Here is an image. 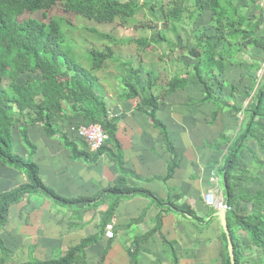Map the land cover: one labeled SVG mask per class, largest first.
Returning <instances> with one entry per match:
<instances>
[{
  "label": "crops",
  "instance_id": "obj_1",
  "mask_svg": "<svg viewBox=\"0 0 264 264\" xmlns=\"http://www.w3.org/2000/svg\"><path fill=\"white\" fill-rule=\"evenodd\" d=\"M206 16L210 22L212 14L207 13L199 17L197 26ZM197 26H190L195 33L200 29ZM190 27L170 36L175 49L163 47L168 53L163 56L168 78L184 66L187 40L184 43L181 38L189 34ZM206 27L208 30L209 25ZM212 31L214 28L208 30ZM257 51L259 55L264 53ZM150 69L158 72L157 64L143 59L134 71L125 68V73L136 85H143ZM119 77L115 75L113 80L120 82ZM224 77V85L215 89L214 97L226 105L236 104L241 110L223 106L216 111L215 100L194 79L159 100L158 123L151 118V108L140 109L138 99L121 97L127 92L122 82L120 92L107 87L113 122L108 129L109 139L98 152L89 151L86 142L72 131L82 123V117L60 120L57 116L58 132L54 135L43 124H28L31 145L24 142L20 128H14L15 149L27 155L36 147L34 159L50 189L65 199L85 196L92 200L87 204L56 205L50 197L34 194L13 204L9 220L0 231L9 249L8 264H21L31 256L57 258L84 239L102 234L101 225L117 198L108 194L99 200L98 196L108 193L119 178L124 179L125 186L145 189L148 194L126 192L109 215L112 220H107L114 222L115 238L111 241L103 235L99 243L86 249L90 264L99 262L107 248L102 264H225L224 229L215 215L220 207L207 203L205 195L212 190L218 200L229 204L227 158L240 147V138L249 128L246 110L261 82L255 79L250 66L241 64L231 66ZM260 121L264 126V119ZM24 126L20 123L21 128ZM257 133H261L260 128ZM66 136L73 139L82 154H73ZM263 163L261 143L254 136L248 137L232 170L233 201L242 214L253 211L255 198L264 189ZM26 180L24 173L0 160V193ZM232 211H228V218ZM231 228L243 262L264 264V249L253 244L250 234L237 222L232 221Z\"/></svg>",
  "mask_w": 264,
  "mask_h": 264
},
{
  "label": "trees",
  "instance_id": "obj_2",
  "mask_svg": "<svg viewBox=\"0 0 264 264\" xmlns=\"http://www.w3.org/2000/svg\"><path fill=\"white\" fill-rule=\"evenodd\" d=\"M190 1L148 0L140 3L136 0H0V160L24 173L27 179L22 185L0 193V231L9 220L10 207L34 194L50 197L56 205L91 202L92 197L83 196L69 200L50 189L44 183L35 162L36 147L27 155L18 152L15 149L13 130L20 128L24 142L31 145L28 124H43L45 130L54 135L58 132L56 118L60 116V120L82 117V123L76 127L82 124L101 123L108 133L113 120L107 103L108 88L104 84L105 79L100 76L101 70L109 68L105 63L107 60L118 62L119 66L116 69L121 73L122 84L127 88L126 93H120L121 97L127 100L138 99L140 109L151 108V118L156 123L159 100L171 92L185 88L194 79L203 85L205 92L209 94L208 97L215 100L216 111L223 106L233 108L235 111L241 110L236 104L226 105V102L223 103L213 95L217 87L224 85L223 79H226L224 75L227 70L235 64H241L250 66L255 79L261 84L255 100L246 110L249 128L240 138V147L237 146V149L228 156L225 166L228 201L233 210L228 221L231 225L232 221L240 224L250 234L252 243L264 249V189L256 196L253 211L248 215L242 214L239 205L233 201L235 195L232 177L233 162L239 158L248 137L254 136L259 140L264 150V126H261L260 121L264 119V76L261 78L259 75L264 53L255 59L249 55L251 61H247L251 63L240 59L247 53L250 54L251 48L264 50V35L257 32V28L264 25L263 0H192V3H189ZM249 6H255L252 15L245 12ZM57 8L100 23L120 21L121 25L140 29L144 35L117 37L112 33L94 30L102 39L108 38L109 42L101 49L93 48L97 50L93 52L92 61L89 66H84L64 45L67 39L63 27L64 19L52 14ZM207 13L212 14L210 22L200 18L201 23L197 26L199 17ZM209 24L214 31L208 32L206 26ZM190 26L200 28L194 36L196 45L189 47L195 65L190 70L188 65H184L171 78L166 76L164 70L156 73L150 69L146 84L136 85L126 75L125 68L134 71L135 66H139L144 57L140 60L141 55H137L135 59L125 60L117 55L111 46V43L135 44L140 50H145V54L148 52L146 48L153 46L158 48L167 45L175 49L176 45L170 36L185 32L186 27ZM162 54L167 53L163 51ZM159 59L163 60V56ZM148 62L153 64V58ZM26 72L27 79L20 82L19 76ZM110 87L113 91L119 92L114 84ZM232 90L235 92L236 86L233 85ZM22 122L25 126L21 128ZM258 128L261 129V133H257ZM108 139L96 152L105 146ZM65 142L72 148L74 155L82 154L73 139L66 136ZM83 154L87 155L85 152ZM107 192L100 193L98 199H104L109 194L117 200L101 225L102 234L84 239L67 249L60 257L40 259L31 256L21 264H90L86 249L99 243L102 236H105L106 224L110 222L107 220L111 219L109 215L113 214L126 192L133 195L148 194L145 189L125 186L122 178H119L116 185ZM155 201L163 204L161 200ZM231 203H234L235 207ZM230 224L237 264H245L238 239ZM222 236L225 244V264H231L225 232ZM107 252L108 248L95 264H102ZM172 252L175 254L174 248ZM176 261L175 255L174 262ZM9 262V249L0 236V264Z\"/></svg>",
  "mask_w": 264,
  "mask_h": 264
},
{
  "label": "rangeland",
  "instance_id": "obj_3",
  "mask_svg": "<svg viewBox=\"0 0 264 264\" xmlns=\"http://www.w3.org/2000/svg\"><path fill=\"white\" fill-rule=\"evenodd\" d=\"M140 3H143L145 1L148 0H136ZM192 3V0L189 2ZM262 6L264 7V0H263V4ZM254 7L255 6H249V8H246L245 12L248 13L249 15H252L253 11H254ZM251 12V13H249ZM187 13V12H186ZM53 16H59L62 17L64 20V31L66 34V41L64 43V45H66V48H68V51L70 52V54H72L73 57H75L77 59L78 62H80L82 65L84 66H89L91 61H92V57H93V52L94 50L97 49H93V48H103L105 46V43L109 42V39H102L100 36H98L97 32H95L94 30H97L99 32H106V33H112L113 35L117 36V37H130V36H142L144 35L143 32L132 26V27H126L124 25L120 24V21H116L114 23H100L97 22L96 20L93 19H89L87 17H84L82 15L76 14V13H66L63 12L60 9H54L52 12ZM40 16V15H39ZM209 16H206V18L204 17V20L206 22H208ZM263 21H264V15L262 17ZM213 27H211V24H209V29H212ZM189 34L188 35H183L184 37L181 38V40H183V42L185 43L186 41V49L183 53V57H182V62L183 65H188V69H192L193 66L195 65V60L194 58H191V53L189 52V47H194L196 45V41L194 39L195 36V30H193L192 27L189 28ZM208 29V30H209ZM258 29V34L259 35H264V25L261 26V28H257ZM185 34V33H183ZM193 39V40H192ZM191 43V44H190ZM111 46L113 47V49H115L116 54L120 55V57L125 60L127 59H135L137 57V55H141L140 60H142L143 56H145L144 61H149L150 59L153 58L154 63L157 64L158 66V71H166V67L165 64H163V60H160L159 58L162 56H167V54H162L163 51V47L164 46H159L158 48H156L155 46L153 47H149L148 49L146 48V50H148V52L145 54V50L142 51V49L140 50L139 48H137V46L135 44H127V45H117L114 43H111ZM167 47V46H165ZM262 50V49H259ZM67 51V49H66ZM248 51V50H247ZM264 52V50H262ZM177 55L181 54L178 52ZM253 57V59L261 57L262 55H259V52L257 51V48H251L250 49V54L247 53V55H245L244 57L246 58V62L251 61L250 57ZM192 59V62H190V60ZM249 60V61H247ZM138 61V60H137ZM106 64H108L109 66V70L107 68L103 69L100 71V76L101 78L105 79V83H109V85L105 84L108 88L110 87L111 84H114V86L118 87V91H122L120 83L122 82V80L117 81V80H113L115 75H117L118 77H121V73L116 69L118 65V62H113V60H107L105 62ZM153 63V64H154ZM251 63V62H249ZM168 62H166V66H167ZM245 67V65H244ZM107 69V70H106ZM263 69H264V60L262 63V70L261 72H259L260 77L262 78L264 76L263 74ZM106 70V71H105ZM168 71V68H167ZM27 75L28 72L23 73L19 76L18 80L20 82H25V80L27 79ZM38 76V74H36V77ZM119 77V79H121ZM124 89V88H123ZM115 94V93H114ZM73 131V129H72ZM263 131V130H262ZM74 132V131H73Z\"/></svg>",
  "mask_w": 264,
  "mask_h": 264
},
{
  "label": "built area",
  "instance_id": "obj_4",
  "mask_svg": "<svg viewBox=\"0 0 264 264\" xmlns=\"http://www.w3.org/2000/svg\"><path fill=\"white\" fill-rule=\"evenodd\" d=\"M77 132L82 138L87 141L89 147L92 150L99 149L107 139L106 131L101 124L82 125L77 129ZM205 198L211 205H215L218 207L223 206V203L216 198V195L212 190L206 193ZM112 227V224L108 225L107 235L109 237L113 236L114 234L112 231Z\"/></svg>",
  "mask_w": 264,
  "mask_h": 264
},
{
  "label": "water",
  "instance_id": "obj_5",
  "mask_svg": "<svg viewBox=\"0 0 264 264\" xmlns=\"http://www.w3.org/2000/svg\"><path fill=\"white\" fill-rule=\"evenodd\" d=\"M215 215L220 217L224 232L226 233V236H227L228 251H229L231 264H237L236 254H235V243H234L231 229H230L229 222H228V210L226 207H222L218 209Z\"/></svg>",
  "mask_w": 264,
  "mask_h": 264
},
{
  "label": "bare ground",
  "instance_id": "obj_6",
  "mask_svg": "<svg viewBox=\"0 0 264 264\" xmlns=\"http://www.w3.org/2000/svg\"><path fill=\"white\" fill-rule=\"evenodd\" d=\"M92 124H101V123H92ZM82 125H91V124H82ZM82 125H81V126H82ZM101 125H102V124H101ZM102 126H103V125H102ZM79 127H80V126H79ZM79 127H76V126H75V127L72 128L73 131H74V134H76V136H78L79 138L83 139V140L86 142V144L88 145L87 141H86L84 138H82V137L78 134L77 129H78ZM103 127H104V126H103ZM104 129H105V128H104ZM105 131H106V129H105ZM106 134H107V139H108V133H107V131H106ZM107 139H106V140H107ZM105 142H106V141H105ZM102 146H103V145H102ZM102 146H101V147H102ZM88 147H89V145H88ZM101 147H100V148H101ZM100 148H99V149H100ZM89 150H90L91 152H96L98 149H97V150H92V149L89 147ZM216 198H217V197H216ZM205 199H206V198H205ZM206 201H207V200H206ZM219 201H220V200H219ZM221 202H222V201H221ZM207 203H208V202H207ZM222 203H223V202H222ZM214 206H215V205H214ZM217 207H218V206H217ZM222 207H226L227 210H228V209L230 210V209L232 208L231 206H229L228 203H225V204L223 203V206H220V208H222ZM228 207H231V208H228ZM229 210H228V211H229ZM228 222H229V221H228ZM109 224H112V226H113V227H112V231H113L114 234H113V236H111V237H109V236L107 235V232H108V225H109ZM225 234H226V233H225ZM115 235H116V232H115L114 222H113V221H110V222H108V223L106 224V227H105V237L108 238V239H112V238L115 237ZM228 252H229V251H228Z\"/></svg>",
  "mask_w": 264,
  "mask_h": 264
}]
</instances>
